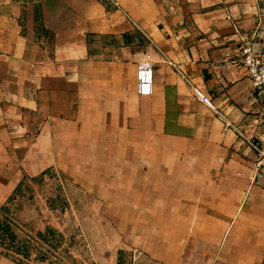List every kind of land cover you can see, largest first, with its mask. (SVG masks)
<instances>
[{"label":"crops","instance_id":"1","mask_svg":"<svg viewBox=\"0 0 264 264\" xmlns=\"http://www.w3.org/2000/svg\"><path fill=\"white\" fill-rule=\"evenodd\" d=\"M114 1L118 7L107 0H0V140L31 143L15 157L57 158L62 142L69 152L90 142L102 152L90 157L111 159L120 129L136 127L141 111L151 114L143 106L204 104L192 88L242 135L224 130L204 104L232 153L253 157L244 139L264 146V95L249 84L241 48L249 42L264 59V0ZM142 65L152 69L148 96L138 93ZM17 168L36 173L35 163ZM17 168L0 162V174H9L2 187L14 184L9 176ZM214 205L212 213L168 218L177 222L167 228L172 253L121 247L98 264H249L250 240L264 250V215H230ZM0 264L20 263L0 251Z\"/></svg>","mask_w":264,"mask_h":264},{"label":"rangeland","instance_id":"2","mask_svg":"<svg viewBox=\"0 0 264 264\" xmlns=\"http://www.w3.org/2000/svg\"><path fill=\"white\" fill-rule=\"evenodd\" d=\"M143 107L151 114L141 111L136 127L120 129L111 159L90 157L102 154L90 142L71 152L62 142L57 158L17 159L31 143L0 140V154L9 157L0 162L36 165L34 174L17 168L6 189L9 174H0L1 252L20 264H98L121 247L170 254L167 228L177 224L170 217L212 213L214 204L230 215H264V161L232 153L207 106ZM249 258L264 264L256 241Z\"/></svg>","mask_w":264,"mask_h":264},{"label":"built area","instance_id":"3","mask_svg":"<svg viewBox=\"0 0 264 264\" xmlns=\"http://www.w3.org/2000/svg\"><path fill=\"white\" fill-rule=\"evenodd\" d=\"M114 6L118 7V4L114 0H107ZM241 65L245 69L247 74V79L251 88L258 94L264 95V59L256 50L253 45L249 42H245L241 48ZM179 74L184 77V74L180 71ZM136 80L138 86V93L140 96H148L151 93V81H152V69L150 67L142 65L136 71ZM193 89L194 97L200 102L206 104L209 108L216 112V115L223 123L224 130H232L239 137L242 135L227 119L226 117L215 110L214 106L209 102V100L197 89ZM245 140L246 146L261 160L264 161V148L258 146L257 143L251 140ZM258 163V166L260 163Z\"/></svg>","mask_w":264,"mask_h":264}]
</instances>
